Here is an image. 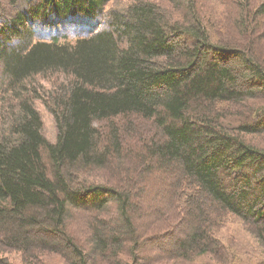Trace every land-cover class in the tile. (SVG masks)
I'll list each match as a JSON object with an SVG mask.
<instances>
[{
    "label": "trees",
    "instance_id": "1",
    "mask_svg": "<svg viewBox=\"0 0 264 264\" xmlns=\"http://www.w3.org/2000/svg\"><path fill=\"white\" fill-rule=\"evenodd\" d=\"M109 1L0 0V264H157L155 225L167 264H247L218 234L264 252V0ZM45 12L98 24L42 39Z\"/></svg>",
    "mask_w": 264,
    "mask_h": 264
},
{
    "label": "rangeland",
    "instance_id": "2",
    "mask_svg": "<svg viewBox=\"0 0 264 264\" xmlns=\"http://www.w3.org/2000/svg\"><path fill=\"white\" fill-rule=\"evenodd\" d=\"M130 1L133 0H110L105 7L113 8V7H124L125 5L129 4ZM155 1V0H153ZM157 1V0H156ZM160 1V0H159ZM164 1V0H163ZM167 3H162V5H168V0H166ZM158 2V1H157ZM3 3L8 4L7 0H3ZM63 6V5H62ZM20 7H23V5H20ZM46 13V12H45ZM38 14L33 13L34 19L28 22L30 25L36 26V33L40 35L42 39L45 37H49V35H60L58 38L64 42V43H73L77 36H83L86 32L89 31V29H93L98 22H88L81 25L80 23H76L75 20L63 22V20H60L58 16L55 14H48V13ZM32 14V13H31ZM224 19V18H223ZM221 21H224V20ZM75 23V24H73ZM88 24V25H87ZM87 25V26H86ZM92 26V27H91ZM104 27V26H102ZM44 29L43 31H41ZM46 30V31H45ZM41 31V32H40ZM80 34V35H79ZM19 44V41H12L11 46ZM264 49V46L262 47ZM255 52V51H254ZM4 66H2L0 62V82L3 80L5 69ZM57 74H55L56 76ZM39 80V81H38ZM38 80L35 81V85H39L38 90H41L42 88H48L49 82L46 78L38 77ZM1 89V88H0ZM3 92L0 94L2 96ZM34 106L39 110V113L43 120V128L42 132L44 136L52 143L56 142L57 135H58V129L57 124L55 121V118L52 114V112L45 106V104L42 102L41 99L38 97H35L33 100ZM1 106V102H0ZM252 139L260 145L261 147H264V134L259 136H253ZM104 173L101 170H98L95 172V176L92 177L94 180L99 181V176H103ZM167 226L169 224H166ZM166 227V226H164ZM163 226H152L151 228H148L144 233V242H146L147 247L145 246L142 250V253H145L147 255H157L161 254L159 261L157 264H167L172 260L171 252L173 253V248L171 247L172 241H174L178 235H180L181 230L175 229L172 231H164ZM150 231V232H149ZM157 234V237L153 239L154 236H149L151 234ZM218 236L222 239L224 243L228 246V250L233 252L231 250L233 247L231 246L230 238L234 237L235 241L233 242L234 246L242 251L243 256L245 259L247 258V264H254L255 262L259 260H264V252L259 247V244L257 242V239L255 237L254 231L249 230L245 225L241 224L240 222H230L225 227H223ZM151 241L153 244H150ZM232 241V240H231ZM151 246H148V245ZM155 244V245H154ZM157 244V245H156ZM159 245V246H158ZM231 246V249H230ZM235 250V249H234ZM14 256V253L11 254ZM17 255V254H16ZM210 256L202 255L198 262H201L203 260L210 259ZM236 260V258L234 257ZM211 264L212 261L210 260Z\"/></svg>",
    "mask_w": 264,
    "mask_h": 264
}]
</instances>
